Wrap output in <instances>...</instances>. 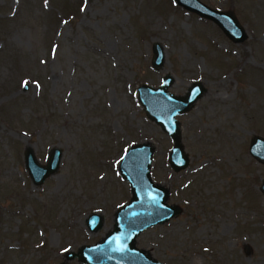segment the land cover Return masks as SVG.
I'll return each mask as SVG.
<instances>
[{
	"label": "rangeland",
	"instance_id": "obj_1",
	"mask_svg": "<svg viewBox=\"0 0 264 264\" xmlns=\"http://www.w3.org/2000/svg\"><path fill=\"white\" fill-rule=\"evenodd\" d=\"M199 1L232 11L248 39L233 43L173 0H0V264H58L104 238L131 197L120 159L143 142L155 148L152 180L181 213L136 247L163 264H264V164L248 151L264 138V0ZM165 75L175 95L206 88L177 117L189 157L179 172L172 140L137 100L139 85ZM28 148L41 165L62 152L39 186ZM92 214L103 218L96 232Z\"/></svg>",
	"mask_w": 264,
	"mask_h": 264
},
{
	"label": "water",
	"instance_id": "obj_2",
	"mask_svg": "<svg viewBox=\"0 0 264 264\" xmlns=\"http://www.w3.org/2000/svg\"><path fill=\"white\" fill-rule=\"evenodd\" d=\"M182 9L211 21L233 43H242L248 34L232 11L213 9L199 0H173ZM164 51L160 43L152 45L151 66L158 70L164 63ZM173 83L170 75L163 76L161 84L153 87L141 84L137 87V100L146 117L157 124L172 140L168 163L173 171L179 172L188 167L189 157L181 142L179 115L190 111L206 92L200 81L193 82L184 95H175L168 89ZM248 151L257 162L264 164V138L255 135L251 138ZM155 148L151 142L137 143L129 147L119 162L120 177L130 187L129 201L120 206L114 215V224L104 238L92 245H83L76 252L65 254V261L77 259L83 264H163L153 259L144 250L136 247L138 236L145 230L169 222L181 213L178 205L169 204V190L152 180L151 165ZM62 152L54 148L45 165H41L31 148L24 154L25 167L31 181L39 186L57 171ZM260 192L264 196V179ZM103 225L100 215L92 214L86 219V227L96 232Z\"/></svg>",
	"mask_w": 264,
	"mask_h": 264
}]
</instances>
